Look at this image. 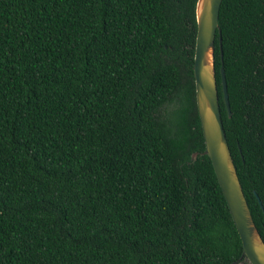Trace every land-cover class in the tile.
<instances>
[{"label":"trees","instance_id":"1","mask_svg":"<svg viewBox=\"0 0 264 264\" xmlns=\"http://www.w3.org/2000/svg\"><path fill=\"white\" fill-rule=\"evenodd\" d=\"M197 2L0 0V264H250L203 153ZM219 22L264 238V0H223Z\"/></svg>","mask_w":264,"mask_h":264},{"label":"water","instance_id":"2","mask_svg":"<svg viewBox=\"0 0 264 264\" xmlns=\"http://www.w3.org/2000/svg\"><path fill=\"white\" fill-rule=\"evenodd\" d=\"M223 0H198L197 39L194 61L196 98L201 126L205 139V151L213 164L219 184L222 188L230 212L240 233L243 243L242 256L250 264H264V238L259 231L250 205L243 190L232 151L226 136L221 112L215 65V40L219 33L222 66L224 101L231 116L229 93L227 88L222 51V29L219 22L220 8ZM193 153V159L198 156ZM264 208L262 200L256 194ZM231 264H237L232 262Z\"/></svg>","mask_w":264,"mask_h":264},{"label":"rangeland","instance_id":"3","mask_svg":"<svg viewBox=\"0 0 264 264\" xmlns=\"http://www.w3.org/2000/svg\"><path fill=\"white\" fill-rule=\"evenodd\" d=\"M250 263V262H249ZM239 264H244V262H241V263H239Z\"/></svg>","mask_w":264,"mask_h":264}]
</instances>
